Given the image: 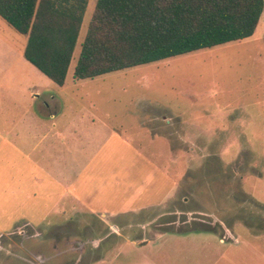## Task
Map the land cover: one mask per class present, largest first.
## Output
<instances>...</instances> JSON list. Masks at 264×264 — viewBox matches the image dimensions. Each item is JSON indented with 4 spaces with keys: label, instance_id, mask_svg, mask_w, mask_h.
I'll use <instances>...</instances> for the list:
<instances>
[{
    "label": "rangeland",
    "instance_id": "1",
    "mask_svg": "<svg viewBox=\"0 0 264 264\" xmlns=\"http://www.w3.org/2000/svg\"><path fill=\"white\" fill-rule=\"evenodd\" d=\"M97 2L89 0L65 88L50 84L62 110L90 109L134 143L154 149L167 142L177 151L178 163L161 161L181 172L182 181L164 208L147 212L151 232L216 231L214 242L206 243L220 246L211 258L264 264V13L244 40L76 79ZM7 26L6 34L25 38ZM139 219L136 224L146 223ZM34 223L42 227L22 223L0 237V264H72L71 246L91 244L94 229H108L100 219L60 227ZM219 234L232 238L223 244Z\"/></svg>",
    "mask_w": 264,
    "mask_h": 264
},
{
    "label": "crops",
    "instance_id": "2",
    "mask_svg": "<svg viewBox=\"0 0 264 264\" xmlns=\"http://www.w3.org/2000/svg\"><path fill=\"white\" fill-rule=\"evenodd\" d=\"M6 23L0 17V237L22 223L42 227L35 220H113L93 230L91 244L71 246L72 264H230L213 258L220 246L206 244L216 231L147 227V212L164 208L182 181L161 161L178 163L172 145L152 149L90 109L62 110L55 82L25 56L28 36L6 34ZM156 137L152 131L154 144ZM231 236L219 234V242Z\"/></svg>",
    "mask_w": 264,
    "mask_h": 264
},
{
    "label": "trees",
    "instance_id": "3",
    "mask_svg": "<svg viewBox=\"0 0 264 264\" xmlns=\"http://www.w3.org/2000/svg\"><path fill=\"white\" fill-rule=\"evenodd\" d=\"M89 0H0V17L28 36L26 58L64 85ZM264 0H98L76 79L241 41L256 32Z\"/></svg>",
    "mask_w": 264,
    "mask_h": 264
}]
</instances>
